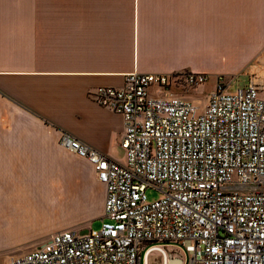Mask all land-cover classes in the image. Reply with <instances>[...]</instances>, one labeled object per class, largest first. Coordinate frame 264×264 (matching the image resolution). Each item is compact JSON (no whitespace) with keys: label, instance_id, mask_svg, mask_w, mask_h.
I'll return each instance as SVG.
<instances>
[{"label":"crops","instance_id":"crops-1","mask_svg":"<svg viewBox=\"0 0 264 264\" xmlns=\"http://www.w3.org/2000/svg\"><path fill=\"white\" fill-rule=\"evenodd\" d=\"M134 72L264 85V0H0V264L104 220L105 185L60 139L124 163L93 93Z\"/></svg>","mask_w":264,"mask_h":264},{"label":"built area","instance_id":"built-area-1","mask_svg":"<svg viewBox=\"0 0 264 264\" xmlns=\"http://www.w3.org/2000/svg\"><path fill=\"white\" fill-rule=\"evenodd\" d=\"M209 80L134 72L97 88L94 101L124 120L125 162L67 133L60 144L106 187L101 228L59 232L8 264H148L153 252L164 264H264V85L218 76L203 105L171 91ZM149 189L162 197L149 201Z\"/></svg>","mask_w":264,"mask_h":264},{"label":"rangeland","instance_id":"rangeland-1","mask_svg":"<svg viewBox=\"0 0 264 264\" xmlns=\"http://www.w3.org/2000/svg\"><path fill=\"white\" fill-rule=\"evenodd\" d=\"M228 81L230 80L228 79ZM214 86H215V80L210 79L206 84H203L195 89H185L183 85L181 84V82H179L177 84H173L171 90H172V93L176 96H180L184 98L187 97L186 100L190 99L193 102H196V104L201 103L203 105L206 102L207 96L213 91ZM161 94L162 93L159 90H156L154 93L155 96L157 95L159 96ZM146 195L149 201H155L162 197V194L160 192L153 190V189H149ZM103 222L104 220L102 219L95 220L91 222L90 224H88L87 227L80 228L77 231H80V233H89L91 230H99ZM174 250H176V248H174ZM177 252L183 256L184 260H186V263H187V260L190 257L188 252L187 254H185L181 250H177ZM148 264H164L163 257L161 256L160 253L153 252L149 256Z\"/></svg>","mask_w":264,"mask_h":264},{"label":"water","instance_id":"water-1","mask_svg":"<svg viewBox=\"0 0 264 264\" xmlns=\"http://www.w3.org/2000/svg\"><path fill=\"white\" fill-rule=\"evenodd\" d=\"M169 264H182V261L180 259H171Z\"/></svg>","mask_w":264,"mask_h":264}]
</instances>
